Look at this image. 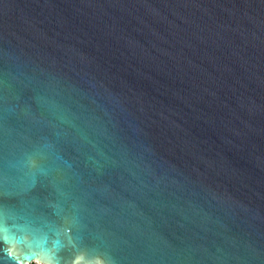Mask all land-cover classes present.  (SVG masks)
I'll return each mask as SVG.
<instances>
[{"label":"water","instance_id":"obj_1","mask_svg":"<svg viewBox=\"0 0 264 264\" xmlns=\"http://www.w3.org/2000/svg\"><path fill=\"white\" fill-rule=\"evenodd\" d=\"M32 260L264 264V0H0V264Z\"/></svg>","mask_w":264,"mask_h":264},{"label":"bare ground","instance_id":"obj_2","mask_svg":"<svg viewBox=\"0 0 264 264\" xmlns=\"http://www.w3.org/2000/svg\"><path fill=\"white\" fill-rule=\"evenodd\" d=\"M32 262H33V263L36 262V263L44 264V263L39 262V261H37V260H34V261L32 260V261L29 262V264H31Z\"/></svg>","mask_w":264,"mask_h":264},{"label":"flooded vegetation","instance_id":"obj_3","mask_svg":"<svg viewBox=\"0 0 264 264\" xmlns=\"http://www.w3.org/2000/svg\"><path fill=\"white\" fill-rule=\"evenodd\" d=\"M31 264H32V263H31ZM34 264H40V263H36V262H35Z\"/></svg>","mask_w":264,"mask_h":264},{"label":"rangeland","instance_id":"obj_4","mask_svg":"<svg viewBox=\"0 0 264 264\" xmlns=\"http://www.w3.org/2000/svg\"><path fill=\"white\" fill-rule=\"evenodd\" d=\"M32 264H34V263L32 262Z\"/></svg>","mask_w":264,"mask_h":264}]
</instances>
